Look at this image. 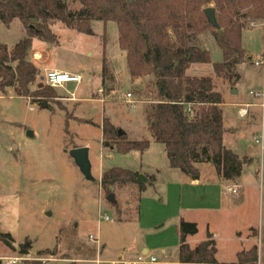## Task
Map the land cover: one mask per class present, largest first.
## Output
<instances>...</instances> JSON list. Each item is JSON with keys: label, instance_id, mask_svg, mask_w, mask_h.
<instances>
[{"label": "rangeland", "instance_id": "obj_1", "mask_svg": "<svg viewBox=\"0 0 264 264\" xmlns=\"http://www.w3.org/2000/svg\"><path fill=\"white\" fill-rule=\"evenodd\" d=\"M254 23L243 32L247 59L236 69L240 75L238 80L223 78L215 72L213 65L223 60V53L210 31L200 35L199 43L210 51L212 62L193 63L187 74L212 77L215 90L222 94L239 90L241 96L253 98L250 91L262 90L264 85V67L255 64L264 56V19ZM93 26L95 34L88 35L57 23L52 31L58 43L34 39L28 58L40 68L39 80L45 68L50 67L67 66L81 74L80 95L100 85L98 74L106 57L118 76L116 82L101 84L104 96L110 98L108 103L84 102L82 109L75 112L71 104L67 108L65 101L60 100L54 104L53 114L15 95L6 94L0 99V231L11 233L15 246L10 248L0 241V264H7L8 257L26 258L18 264H98L93 261L98 258L103 260L99 264H110L107 261L120 255L132 257L144 245L159 261L182 264L176 263L180 245L178 226L182 219L201 221L200 232L188 239L193 247L218 230L220 264L238 263L240 255L234 253L242 252L245 247H255V263L264 264V192L260 190L261 184L264 188V181L260 177L255 179L252 198L240 220L239 212L230 214L224 208L180 211L185 204L196 205L197 201L193 190L184 184L183 180L189 178L171 166L165 144L154 142L150 132L146 110L157 98L156 89L148 84L150 78L132 81L126 52L119 46L117 23L110 21L105 26L96 21ZM24 36L25 29L18 19L10 27L0 23V43L13 47ZM36 53L40 58L35 57ZM42 82L45 83L44 79ZM64 86L55 89L69 95L77 84ZM128 92L133 96L127 97ZM93 95L98 96L96 92ZM74 113L91 118L86 121L94 123L70 120ZM105 113L128 134V140H150L152 146L143 153L136 150L119 153L105 147L102 128L95 123H101ZM255 137L251 134L247 145L264 162V149ZM76 146L89 148L93 175L90 180L70 153ZM113 167L144 175L145 189L140 191L137 181L116 184L109 193L103 190L102 174ZM201 169L216 171L212 163H203ZM229 184H220L222 199L237 204L234 196L227 194ZM110 193L114 194L115 203L107 199ZM186 194L192 196L191 200ZM106 216L110 220H105ZM230 218L231 223L225 224L224 220ZM207 221L211 222L210 228ZM91 235L99 237L100 246L90 240ZM27 238L33 241L32 250L22 254L19 247ZM55 246L56 254L40 253Z\"/></svg>", "mask_w": 264, "mask_h": 264}, {"label": "trees", "instance_id": "obj_2", "mask_svg": "<svg viewBox=\"0 0 264 264\" xmlns=\"http://www.w3.org/2000/svg\"><path fill=\"white\" fill-rule=\"evenodd\" d=\"M211 4L222 33L209 23L204 12ZM16 19L25 36L13 47L0 43L1 92L13 88L17 96L54 114L60 96L54 87L39 80L40 70L28 58L33 40L58 43L52 31L57 23L94 35V22L106 26L114 21L119 26V46L126 52L132 81L150 78L148 84L156 89L157 98L147 108L146 118L154 142L165 144L171 166L193 180L200 178L197 165L203 163H212L223 180L241 177L250 160L224 145L222 94L215 90L212 77L188 75L187 70L193 63L212 62L210 51L199 43L200 35L210 31L223 53V60L213 65L215 72L238 80L236 69L247 59L243 32L254 21L264 19V0H0V23L10 26ZM104 59L102 78L106 84L114 82V76ZM101 127L103 145L119 153H143L150 147V140H128L125 133L119 136V128L109 118L103 119ZM102 175L101 187L109 193L116 184L137 183L139 173L113 167ZM139 188L145 189L143 182ZM178 228L180 263H217L214 239L194 247L188 242V236L198 233L196 222L182 219ZM0 241L15 249L11 233L0 231ZM32 246V239L27 238L19 252L28 254ZM40 253L56 254L58 249L55 246ZM239 255L241 263L256 264L255 247Z\"/></svg>", "mask_w": 264, "mask_h": 264}, {"label": "crops", "instance_id": "obj_3", "mask_svg": "<svg viewBox=\"0 0 264 264\" xmlns=\"http://www.w3.org/2000/svg\"><path fill=\"white\" fill-rule=\"evenodd\" d=\"M54 26H56V25H54ZM8 27H10V26H8ZM70 30H72V29H70ZM35 57L40 58V55H38L36 53ZM108 64L112 70L111 73L114 76L113 79L116 82L117 77H118L117 72H116L115 68L110 65V62H108ZM53 69L76 73L74 71L67 69V66L45 68V73L48 70H53ZM45 73H44V75H45ZM76 74H79V73H76ZM98 76L100 77L99 78L100 85H98L96 88H92V91L89 93L88 92L85 93L84 91H82L79 95L78 92H79V87H80L79 85L80 84H77L74 92H70L69 95H64V94L62 95V94H60V92L58 90H56L60 96L59 100L65 101L64 105L67 108H69L72 105V109L75 110V112L82 109L84 102L108 103L110 100L109 96L108 95L104 96V94H100V92H98L99 89H102L101 88V84L103 82L102 72L99 73ZM40 79L43 80L44 76H41ZM64 87L65 86H63V88ZM59 88H61V87H59ZM107 89H109V88H107ZM141 89H143V85H142ZM263 89H264V85H263ZM14 90L15 89H13V88H8V89H6V92L0 91V99L3 98L6 94H10V97H13L14 95L17 96ZM256 91H261V89L250 91V94H252V92H256ZM95 92L97 93L98 96L93 95V93H95ZM222 96H223V100H224V102L222 104V107L224 110V135H223L224 145L227 148L234 151L240 157L248 158L250 160V162L244 165L242 175L239 179H237V181L223 180L221 177H219V175L217 174L216 171L214 172L213 170L209 169L205 172L201 169L202 164H198L197 166L201 172L200 178L197 180H193V179L188 177L189 179L185 178V180H183L186 182L184 184H186V185L188 184L189 188L192 189L193 192L195 193L194 195H195L197 203H196V205H193L191 203H187L180 208V211H185V212L186 211H192V210L202 211V210H205V208L207 211H217L216 209L223 210V208H224V211H226L227 213H230V214H237L238 215V212H239L238 219L240 220L243 217L242 212L244 210H246V207L248 206L249 199L252 198L251 195H252V191L255 187L254 186L255 185L254 182L256 181L255 179L260 177L261 181L262 182L264 181V162L260 161L258 159V157L255 155V153L247 145L248 137L251 134L254 136L255 135L257 136L258 135L257 133L259 132V130H261V125H262L263 116H264V109L260 106V104L264 101V98L263 99L262 98H256V97H254V95L252 96L253 98H247L245 96H241L239 90H234L228 94H222ZM17 97H19V96H17ZM19 98H22V97H19ZM27 101H29V100H27ZM29 103H30V101H29ZM246 104L250 105L248 108L249 113L246 116H241L239 114V109ZM77 118H80L82 120H90L91 119V118H86V117H80L74 113L73 117L70 120L74 119L75 121H78ZM104 118H109V120L112 122V124L119 127L117 124H115L114 121H112V119L109 116L106 115V113H105V115H103V119ZM103 119H102V122H103ZM102 122L101 123L95 122V123L98 127L102 128L101 127ZM83 123H94V122L92 120L91 122H83ZM102 136H103V133H102ZM126 136L129 137L127 133H126ZM254 140H255V138H254ZM152 144L153 143L151 142L150 147L152 146ZM227 182L230 183L228 186H233V187L237 186L240 188V196L238 198L235 196L233 197V199L236 200L237 204H233V203H230V202L222 199V195H221V192L219 191V188L221 187V185L223 183H227ZM260 187H261L260 188L261 193H263L264 188H263L262 184ZM227 194L231 195L230 192H228ZM191 198H192V196H189V194H188L187 199L191 200ZM186 202H187V200H186ZM205 202H208V205H206ZM212 213H214V212H212ZM186 220H189V219H186ZM208 221H207V225H208V228H210L211 222H208ZM229 221H232L231 218H230V220H224L225 224L231 223ZM194 222L197 223L198 232H200L201 221H197V219H196ZM234 232L237 234H241V232L237 231V230H235ZM191 237H193V236L192 235L188 236L187 240L190 239ZM218 237H219L218 230L217 231L214 230V231H212V233L210 235L201 239L197 244H199L202 241L208 240V239H214L216 242V246H217V238ZM99 243H100V239H99ZM197 244H196V246H197ZM249 250H251V247H245L242 252H247ZM162 252L166 253L165 248H162ZM240 252H241L240 250H237L234 254L238 255ZM140 253H150L149 248L146 245H144L139 251L135 252L132 255V257H129V258H133L137 254H140ZM217 255H218V247H217ZM217 255H216V257H217ZM121 256H124V255H120V256H118V258ZM97 260H99L100 263L103 261L100 258L93 260V261L97 262ZM113 260H116V259H113ZM109 261H111V260H109ZM109 261H107V262H109ZM176 263H180V261L176 262ZM160 264H170V262L167 260H163V261H160ZM182 264H187V263H182ZM217 264H220L218 257H217ZM229 264H231V263H229ZM234 264H252V263H250V261H245L244 263H241L240 261H238V263H234Z\"/></svg>", "mask_w": 264, "mask_h": 264}, {"label": "built area", "instance_id": "obj_4", "mask_svg": "<svg viewBox=\"0 0 264 264\" xmlns=\"http://www.w3.org/2000/svg\"><path fill=\"white\" fill-rule=\"evenodd\" d=\"M252 24L254 25L255 23L253 22ZM255 64L264 66V56L260 57L258 60H256ZM44 81L47 84H49L50 86H52L54 88H58V87H63L67 83L81 84V82L83 81V77L80 74L53 69V70H48L45 73ZM98 92H100V94L104 93L103 89H99ZM252 94L256 98H262L263 99L264 98V89L261 91L252 92ZM132 96H133V93H131V92L127 93V97L130 98ZM249 106H250L249 104L242 106L239 109V114L241 116L248 115ZM260 106L264 109V101L260 104ZM260 131L261 132H259L258 135L255 137V141L257 143L261 144L263 149H264V116H263V121H262ZM227 191L230 192L233 196H235L237 198L240 196V188L237 186L236 187L228 186ZM105 220H110V217L106 216ZM89 238L92 242H95L100 246L98 237L96 238L93 235H91ZM25 259H26L25 257H8L5 260H7V264H18L19 262H21L22 260H25ZM44 259L45 258H39V260H44ZM97 263L99 264L100 261L97 260ZM109 263L110 264H159L160 261L158 260V258L156 256L150 255V253H140V254H137L133 258H127L125 256H121V257L117 258L116 260L109 261Z\"/></svg>", "mask_w": 264, "mask_h": 264}, {"label": "water", "instance_id": "obj_5", "mask_svg": "<svg viewBox=\"0 0 264 264\" xmlns=\"http://www.w3.org/2000/svg\"><path fill=\"white\" fill-rule=\"evenodd\" d=\"M204 12L208 18L209 23L218 29L219 33H222L223 30H221L219 23L217 21V17H216V12H215V8L213 6H208L204 9ZM125 132L122 130V128L118 129V135L122 136ZM71 155L74 157L77 165L80 167L82 173L85 175V177H87V179H92L93 175L91 173V162L89 159V148L86 146L83 147H74L71 151H70ZM146 178L144 175H139L138 176V183L144 181ZM107 199L110 202L115 203L116 202V198L114 197L113 193H110L107 197Z\"/></svg>", "mask_w": 264, "mask_h": 264}]
</instances>
